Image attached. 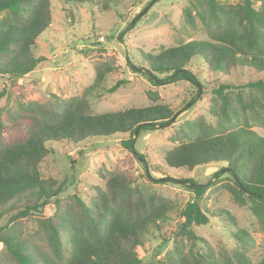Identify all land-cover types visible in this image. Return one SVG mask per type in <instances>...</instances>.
I'll list each match as a JSON object with an SVG mask.
<instances>
[{"label":"trees","instance_id":"trees-1","mask_svg":"<svg viewBox=\"0 0 264 264\" xmlns=\"http://www.w3.org/2000/svg\"><path fill=\"white\" fill-rule=\"evenodd\" d=\"M129 1L143 2L0 0V77L8 82L0 89V264H145L139 258L144 240L178 210L152 184H139L131 156L100 169L102 186L93 187L88 199L76 194L61 196L65 181L44 178L39 171L40 162L56 154L57 147L113 137H127L121 145L132 158L144 161L134 147L135 139L143 131L163 130L177 120V113L159 102L157 92H147L145 106L96 113L92 97L114 93L122 83L105 89L106 74L112 69L98 65L92 84L79 95L21 100L18 81L45 61L36 57L35 50L51 24L54 2L90 4L108 12L123 9ZM187 2L186 21L194 24L195 10L207 39L159 47L154 52L140 50V64L128 65L154 86L185 82L194 88L195 96L208 99L205 113L172 133L173 146L165 152L163 165L188 172L219 166L212 174L214 183L223 182L221 188L236 206L249 204L264 234V137L254 131L264 128V0H238L234 5L218 0ZM193 62L205 70V84L191 71ZM145 170L148 181L185 183L193 193L179 209L183 221L177 225L172 251L158 264H251L239 247L230 256L223 250L216 259L208 242L194 230L209 224L211 216L226 222L239 244L248 242L247 233L236 228L227 210L210 214L202 206L214 183L170 177L155 180L148 165ZM25 198L32 204L20 207ZM28 221L37 224L51 256L32 251ZM183 241L191 246L186 252ZM198 244L201 247L195 249ZM256 264H264V256Z\"/></svg>","mask_w":264,"mask_h":264},{"label":"rangeland","instance_id":"rangeland-1","mask_svg":"<svg viewBox=\"0 0 264 264\" xmlns=\"http://www.w3.org/2000/svg\"><path fill=\"white\" fill-rule=\"evenodd\" d=\"M149 2H151L149 4ZM220 4L234 5L238 0H218ZM149 4V5H148ZM189 6L187 0H143L142 4L128 2L123 9L100 12L90 4L64 5L54 2L52 21L49 28L37 40L36 57L45 61L32 73L18 81L21 86L22 101L36 100L43 96L56 95L67 99L79 95L92 84L94 69L98 65L110 67L106 74L105 89L122 81L114 93L103 92L99 97H92L94 112L115 111L148 104V91L157 92L159 102L168 105L177 113L174 125L163 130L143 131L135 139L136 151L143 155L144 161L132 158L121 145L127 137H113L104 140L87 141L78 146L64 144L57 147L56 154L49 155L39 164V171L44 178L65 181L64 194H76L83 199L92 195L95 186H102L98 172L108 169L111 164L128 159L139 184L151 185L162 195L178 205V210L169 214V219L160 228L146 237L139 258L143 263L158 264L164 256L171 253L175 241L177 225L183 221L179 209L193 198V193L186 184H156L145 177V166L151 169V177H170L177 181L194 179L200 183H214L212 174L219 166H206L191 172L170 170L163 165L165 152L172 148V133L181 124L205 113L208 99L195 96L194 88L188 83L154 86L140 73L130 69L129 63L140 64V50L154 52L159 47H168L192 40L207 39L203 23L192 10L194 24L188 23L184 9ZM145 8V9H144ZM142 11H144L143 14ZM135 24L133 28L131 26ZM199 62H193L191 71L205 84L207 74ZM8 82L0 77V89ZM200 99V100H199ZM258 136L264 137V128H254ZM145 163H147L145 165ZM158 167L156 171L152 168ZM223 182H215L205 193L202 206L206 211L227 210L234 216L236 228L247 233L248 242L239 244L228 232L226 222L209 216V224L196 227L197 235L204 238L213 250L216 259L221 258L225 250L229 256L239 247L251 264L258 263L264 256V234L251 214L249 204L238 207L229 193L221 188ZM23 199L20 207L31 205ZM41 210H38V212ZM50 212L46 210L45 213ZM34 215H38L32 212ZM210 213V212H209ZM211 214V213H210ZM27 237L32 251L51 256L44 235L35 221H28ZM184 252L191 247L185 241ZM198 244L195 249L200 248ZM2 246L0 244V251Z\"/></svg>","mask_w":264,"mask_h":264},{"label":"water","instance_id":"water-1","mask_svg":"<svg viewBox=\"0 0 264 264\" xmlns=\"http://www.w3.org/2000/svg\"><path fill=\"white\" fill-rule=\"evenodd\" d=\"M144 13V11H142V13L141 14H143Z\"/></svg>","mask_w":264,"mask_h":264}]
</instances>
